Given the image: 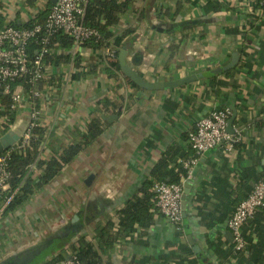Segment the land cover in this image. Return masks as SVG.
Instances as JSON below:
<instances>
[{
  "label": "crops",
  "instance_id": "crops-1",
  "mask_svg": "<svg viewBox=\"0 0 264 264\" xmlns=\"http://www.w3.org/2000/svg\"><path fill=\"white\" fill-rule=\"evenodd\" d=\"M53 1L0 0L4 25L43 19ZM203 3L131 0L110 28L106 46H83L73 54L72 43L63 40L69 47L60 50L71 58L47 64L39 85L38 122L45 130L40 159L81 142L92 121H99L103 131L21 205L3 208L5 196L0 199V264L67 259L69 246L81 235L96 242L95 230L107 221L115 224L126 202L142 195L159 160L169 168L188 162V134L215 109H228L230 116L235 112L233 129L241 132V141L231 152L222 143L204 153L189 174L184 166L187 176L180 182L188 192L182 195L178 224L152 206L151 225L120 237L103 260L128 264L143 257L181 256L185 250L197 264H244L230 254L228 207L264 179V16L243 9L203 15ZM126 30L118 51L126 52L125 63L145 82L197 79L152 91L129 85L121 69L110 67L118 57L109 60L104 51L116 50L113 41ZM212 76L216 79L209 85ZM29 118L25 104L7 133L19 140Z\"/></svg>",
  "mask_w": 264,
  "mask_h": 264
},
{
  "label": "trees",
  "instance_id": "trees-1",
  "mask_svg": "<svg viewBox=\"0 0 264 264\" xmlns=\"http://www.w3.org/2000/svg\"><path fill=\"white\" fill-rule=\"evenodd\" d=\"M33 1V0H31ZM225 1V0H224ZM131 0H88L85 13V25L96 29L99 32L100 38L98 40H91L84 44V47H92L100 49L107 45L108 40L112 37L111 27L117 25L120 16L127 11ZM257 3L254 7H257ZM228 6L222 0H204L202 5L203 15L217 13L222 10H228ZM2 4L0 2V30L5 26L4 17L2 15ZM249 17L251 15H248ZM44 18H37L33 22L19 25L12 23V26L31 27L34 24L43 22ZM129 34L126 30L121 36H118L113 41V46L116 48L115 54L118 57V48H120L125 36ZM66 37L59 34L52 42V46L59 48L69 47L68 42L64 43ZM29 54L32 55V44L29 46ZM56 47V49H57ZM177 46L171 47V53L174 54ZM71 58L70 53L63 54L55 52L51 56L44 58L45 64H58L59 62H67ZM169 56V61L172 59ZM75 61H77L75 59ZM110 67L116 71H120L118 61L111 62ZM129 85L137 87L132 81L126 78ZM216 78L212 76L209 85H214ZM216 84H223L216 81ZM0 116H6V122L0 126V138L9 130L15 119V113H6L4 108L8 107L10 101L8 97L0 98ZM103 129L99 121H92L88 125L87 132L83 136V140L75 145L69 146L56 157L49 160H41L40 153L45 138V130L39 125L31 129V140L25 149H17L16 144L9 146L5 151L10 150L9 169L11 171L10 191L19 188L18 193L13 198L8 208H13L21 205L34 192L44 188L51 182L57 174L63 169L65 165L71 162L87 145H90L101 133ZM237 144L235 145V147ZM192 150V148L189 146ZM197 158L195 152L192 150V156L187 159L189 162ZM34 165L35 169L30 170L29 167ZM38 171L37 176H34L35 171ZM152 180L147 182L141 196H135L128 200L123 208L117 213V222L113 224L107 221L106 224L95 230L98 238L96 242L87 239L86 236L81 235L76 242L69 246V254L76 257L78 264H110L103 260V253L107 249H111L114 243L120 237H126L132 234L137 227L147 228L152 223V212L154 186L159 182H166L169 184L180 183L181 178L187 176V171L182 164H176L173 168H169L167 162L159 160L158 163L151 170ZM262 181V180H260ZM264 181V179H263ZM259 182V181H258ZM256 184V183H255ZM254 187V186H253ZM252 187V189H253ZM150 188L152 191H150ZM251 189V190H252ZM9 192L0 194V199L8 195ZM251 192V191H250ZM249 192V193H250ZM248 195L236 199L229 204V211L233 214L237 206L246 199ZM231 214V215H232ZM116 225V231L113 227ZM242 238L244 242L243 250L235 252L234 243L232 241L231 251L235 258H239L244 264H264V206L259 208L253 217L247 221L242 228ZM94 237V239L96 238ZM189 251H183V255L178 256H161L158 258L143 257L138 260L132 259L128 264H197L196 259H188ZM65 260L63 256H57L50 262L45 264H57Z\"/></svg>",
  "mask_w": 264,
  "mask_h": 264
},
{
  "label": "built area",
  "instance_id": "built-area-1",
  "mask_svg": "<svg viewBox=\"0 0 264 264\" xmlns=\"http://www.w3.org/2000/svg\"><path fill=\"white\" fill-rule=\"evenodd\" d=\"M229 10H244L253 12L256 16H264V0H225ZM88 0H56L46 14L43 22L31 27H15L5 25L0 30V98L8 97L10 103L4 108L6 113H15L21 106L30 107V118L27 127L21 134L17 149H25L31 140V129L39 126L38 100L41 98L39 85L48 67L44 58L55 52L61 53L59 47L52 46L55 37L62 34L73 46V54L91 40L100 38L99 32L85 25V13ZM257 3V7H254ZM32 44L33 54H29ZM107 59L115 60L114 49H104ZM1 102V101H0ZM230 117L228 109H215L209 115L200 118L193 131L188 134L187 143L195 152L197 158L185 163L190 173V166L195 165L198 157L225 143L226 151H233L235 145L241 141V132L234 130L233 135L226 132L227 121ZM6 116L0 117V126L5 124ZM10 150L0 154V193L9 192ZM34 170V165L29 167ZM184 186L159 182L154 186L153 206L162 216L173 224L181 221V199ZM16 188L3 198V208L9 206L18 193ZM264 206V181L257 182L245 200L235 209L227 221L231 233L235 252L244 248L242 228L255 212ZM57 264H78L75 256L70 255Z\"/></svg>",
  "mask_w": 264,
  "mask_h": 264
},
{
  "label": "water",
  "instance_id": "water-1",
  "mask_svg": "<svg viewBox=\"0 0 264 264\" xmlns=\"http://www.w3.org/2000/svg\"><path fill=\"white\" fill-rule=\"evenodd\" d=\"M55 2V0L53 1ZM125 55L126 52L124 50H121L118 55V64L120 66L122 74L128 78L130 81H132L137 87L143 89V90H162V89H170V88H175L179 87L185 84H188L192 81H195L197 77L195 75H190L186 76L184 78H180L177 80H173L170 82H165V83H150V82H145L143 79L139 77L138 74H136L126 63H125ZM235 112L233 111L232 115L227 121V126H226V132L229 135L234 134V129H233V121L235 119ZM18 140V137L12 135L11 133H7L3 135L0 138V154H2L9 146H12L15 141ZM188 192L187 187L184 189V194L186 195Z\"/></svg>",
  "mask_w": 264,
  "mask_h": 264
}]
</instances>
